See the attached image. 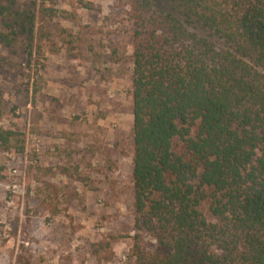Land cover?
<instances>
[{
  "label": "trees",
  "instance_id": "obj_1",
  "mask_svg": "<svg viewBox=\"0 0 264 264\" xmlns=\"http://www.w3.org/2000/svg\"><path fill=\"white\" fill-rule=\"evenodd\" d=\"M129 5L133 207L155 241L133 264H264V0ZM35 19L7 0L0 44L42 58Z\"/></svg>",
  "mask_w": 264,
  "mask_h": 264
},
{
  "label": "rangeland",
  "instance_id": "obj_2",
  "mask_svg": "<svg viewBox=\"0 0 264 264\" xmlns=\"http://www.w3.org/2000/svg\"><path fill=\"white\" fill-rule=\"evenodd\" d=\"M16 2L43 57L0 44V264H133L130 0Z\"/></svg>",
  "mask_w": 264,
  "mask_h": 264
}]
</instances>
